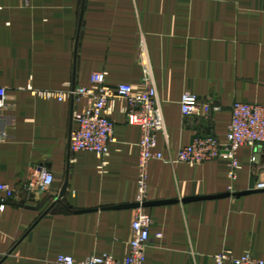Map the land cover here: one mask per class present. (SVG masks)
<instances>
[{
  "label": "crops",
  "instance_id": "obj_1",
  "mask_svg": "<svg viewBox=\"0 0 264 264\" xmlns=\"http://www.w3.org/2000/svg\"><path fill=\"white\" fill-rule=\"evenodd\" d=\"M145 64L165 122V159L149 164L145 264H218L225 251L264 259V191L255 190L264 144L257 162L256 147L239 149L235 179L223 158L172 162L198 135L226 142L235 102L264 106V0H0V182L16 190L0 210V264L128 255L142 131L128 123L127 102H109L115 141L100 158L70 148L89 101L35 91L88 87L104 71L108 86L141 93ZM186 93L221 109L184 115ZM39 166L55 181L28 191Z\"/></svg>",
  "mask_w": 264,
  "mask_h": 264
},
{
  "label": "built area",
  "instance_id": "obj_2",
  "mask_svg": "<svg viewBox=\"0 0 264 264\" xmlns=\"http://www.w3.org/2000/svg\"><path fill=\"white\" fill-rule=\"evenodd\" d=\"M107 73L94 71L91 76V85L78 87L65 92H37L48 98L57 97L63 101L70 98H86L89 103L82 113H75L74 118L78 127L70 136V148L72 151H91L100 158H107L110 154V144L115 141V122L108 113L109 102L115 98L124 99L127 106L123 108L129 124L138 125L142 136L139 142L140 160L138 176V197L133 209L131 221V238L129 253L123 261H118L111 254L102 256H90L83 260H76L70 255H59L58 264H145L146 249L152 242L151 226L153 219L146 209L149 164L152 160H164L162 152L157 149L158 134L165 128L162 110L157 102V91L153 76L148 64H145L143 80L147 89L141 93H135L130 84L122 83L112 88L106 84ZM6 90L0 88V102L5 96ZM181 108L184 115L204 112L210 114L221 109L219 104L202 102L196 95L186 93L181 100ZM264 144V106L235 102L232 106V119L228 126L227 140L221 142L214 135L196 136L192 142L178 151L177 157L172 162L185 163L195 166L206 161L223 158L229 163V176L235 179L240 169L238 151L242 146L252 148ZM253 162H257L256 153ZM105 163H103L104 165ZM103 167V166H101ZM55 176L46 167L33 168L31 177L26 187L28 191H40L52 186ZM255 190L264 191V172L259 175ZM0 193L4 197L0 199V210H4L7 200L14 197L16 190L7 183L0 182ZM156 237H162L158 233ZM218 264L231 262L233 264H264L263 258L253 256L245 252L241 256H235L231 252H221L216 256Z\"/></svg>",
  "mask_w": 264,
  "mask_h": 264
},
{
  "label": "water",
  "instance_id": "obj_3",
  "mask_svg": "<svg viewBox=\"0 0 264 264\" xmlns=\"http://www.w3.org/2000/svg\"><path fill=\"white\" fill-rule=\"evenodd\" d=\"M256 148L257 149H256V152L255 153H256V158H257V161H258L260 153L257 151L258 150V147H256ZM66 190H67V182L64 184V186H63V188H62V190L60 192V195H59L60 198L65 195ZM147 205H148V202L146 203V206Z\"/></svg>",
  "mask_w": 264,
  "mask_h": 264
}]
</instances>
